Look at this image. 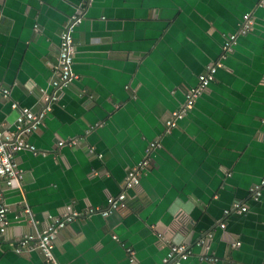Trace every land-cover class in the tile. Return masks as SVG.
<instances>
[{
    "label": "crops",
    "instance_id": "0c3cea01",
    "mask_svg": "<svg viewBox=\"0 0 264 264\" xmlns=\"http://www.w3.org/2000/svg\"><path fill=\"white\" fill-rule=\"evenodd\" d=\"M80 2L0 0V84L8 88L0 95L1 130L15 129L11 101L38 111L39 90L53 91L59 34ZM83 5L72 28L76 78L26 137L35 152L15 154L21 179L0 183L8 208L0 264H48L36 249L12 247L64 205L79 216L53 240L59 264H158L180 242L190 251L181 264H264V187L256 198L252 189L264 173V0ZM244 13L250 28L222 53ZM217 59L222 66L213 79L164 133L167 112ZM70 139L79 142L65 144ZM150 141L159 146L146 153ZM144 157L126 210L87 212L118 193L126 168ZM22 201L33 223L20 213ZM206 234L204 247L196 245ZM125 247L133 251L130 261Z\"/></svg>",
    "mask_w": 264,
    "mask_h": 264
},
{
    "label": "built area",
    "instance_id": "2783aa9c",
    "mask_svg": "<svg viewBox=\"0 0 264 264\" xmlns=\"http://www.w3.org/2000/svg\"><path fill=\"white\" fill-rule=\"evenodd\" d=\"M90 0H81L77 6L76 12H74L67 19L66 24L62 27L59 34V43L55 64H52V74L49 81V86L53 89L52 92H46L40 89L39 98L43 102V105L38 111H32L25 106H19L16 102L11 101L10 107L16 110V116L14 119V130H1L0 129V183L4 186H11L17 183L22 177V170L17 166L15 159V153L27 149L35 152L34 146L26 141V137L42 123V118L45 113L51 110L52 105L56 103L61 88L66 86L72 79L76 78V75L71 71L72 56L74 52V44L72 38V28L81 19L83 4L89 3ZM241 24L237 33L227 34L222 42V53L231 50L235 43L236 35L245 33L251 25V16L248 13H244L241 16ZM222 55V54H221ZM224 55H222L223 57ZM222 66L221 60L217 59L211 64L207 65L203 71H201L196 77V84L184 91L183 101L180 106L167 112L163 119V132L169 133L172 128L176 126V122L181 119L187 111L193 106L195 99L205 89L208 83L213 79L214 72L217 68ZM58 91V93H56ZM0 95L6 97L8 95V88L0 84ZM64 141H57L58 145L63 144ZM79 140L70 139L65 144L76 145ZM158 141H150L147 144L146 153H149L153 148L158 147ZM147 158L144 157L138 163L126 168L125 176L121 184V189L115 195H109L105 199V205L101 207L89 208L88 213L97 212L102 217L107 216L112 211H123L127 209V193L129 189H133L138 185L139 174L141 169L147 165ZM264 187V173H262L258 186H254L253 196L256 198L260 189ZM232 209L238 211H244L243 205L233 203ZM7 205L1 197L0 190V234L6 231L8 226L7 219ZM20 213L29 218L33 223L34 221L30 215V209L24 201L20 205ZM228 210L224 209L223 214H227ZM79 216L76 211H73L68 205L63 207V210L54 216H48V220L44 225L35 228L33 231H27L20 235L14 246L12 247L15 253L21 251H27L30 249H36L42 256L43 261L48 264H59L53 255L54 238L58 231L63 229L74 217ZM220 228L224 226L223 223H219ZM208 234L201 236L195 242L196 245L204 247L207 242ZM114 239L115 236H112ZM238 241H234L232 245H238ZM125 252L129 256L128 260H132L133 251L130 247H125ZM189 249L184 243H171L169 250L165 257L161 259L158 264H181L182 261L187 259L189 255ZM213 260V259H212Z\"/></svg>",
    "mask_w": 264,
    "mask_h": 264
},
{
    "label": "water",
    "instance_id": "95a60500",
    "mask_svg": "<svg viewBox=\"0 0 264 264\" xmlns=\"http://www.w3.org/2000/svg\"><path fill=\"white\" fill-rule=\"evenodd\" d=\"M61 89H62V88H61ZM45 91H46V90H45ZM46 92H47V91H46ZM10 103H11V102H10ZM40 125H41V124H40ZM30 144H31V143H30ZM18 152H19V151H18ZM16 153H17V152H16ZM16 153H15V154H16ZM138 183H139V182H138ZM131 190H132V189H131ZM64 206H65V205H64ZM114 212H117V211H112L111 213H114ZM111 213H110V214H111ZM124 250H125V248H124Z\"/></svg>",
    "mask_w": 264,
    "mask_h": 264
}]
</instances>
